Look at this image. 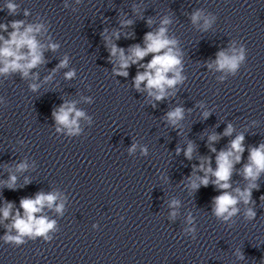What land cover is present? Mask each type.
I'll use <instances>...</instances> for the list:
<instances>
[{"label": "clouds", "instance_id": "obj_1", "mask_svg": "<svg viewBox=\"0 0 264 264\" xmlns=\"http://www.w3.org/2000/svg\"><path fill=\"white\" fill-rule=\"evenodd\" d=\"M17 5L14 3H8L7 9L9 13L14 14L16 12ZM27 14V13H26ZM201 19V13L197 12L192 16V22L196 23ZM128 23H131L129 21ZM151 23V21H149ZM170 23L168 18L161 21L162 25H167ZM205 26L210 25L211 20L204 18ZM24 21L16 20L11 21L10 26L13 29L9 33L10 38L4 41V46L0 47V62L3 63V67L0 68V73H8L9 71H20L23 76H28L29 70L35 68L37 65L41 64L42 53L41 45L36 40L33 33L40 32L42 25H29L21 31ZM9 24H0V28L7 31ZM166 27L161 26L158 32H148L145 35V47L141 48L139 45L133 46L131 51V56L125 57L124 50L118 49L116 45L112 46L111 55L115 56L117 51L120 53V71L118 75L127 76L126 71L131 64H136L142 61L150 53L154 54L152 59L146 64L141 65L145 70L143 72H137L134 80L135 87L139 90L141 83L146 81V88L149 90V95L154 96L155 100H163L166 96V89L174 87L177 83L182 82L184 77L180 74L179 65L181 60L179 59V53L173 50L172 45L176 43L175 40H170L166 36ZM27 48V53H22L21 49ZM49 47L55 50L58 46L55 44H50ZM163 50V51H162ZM235 52V50H233ZM244 60L243 50L239 54H234L232 56L226 55L223 51L218 53V58L216 64L219 69H225L235 72L239 67V64ZM21 61H25L21 63ZM67 65V58L61 61L59 67H64ZM172 74L169 76V74ZM74 72L70 71L66 73V78H72ZM35 89V85L32 86ZM154 90V91H153ZM184 109L181 107L175 108L173 111L167 113L168 120L175 125L177 121L183 118ZM75 114L72 116V114ZM207 115V113H205ZM56 122L60 125L68 128L70 134L79 133L80 129L77 124V119L84 116V113L77 111L73 104L66 103L61 105L59 110L53 113ZM60 129H57L59 131ZM232 131L231 125L225 131V135H230ZM210 139L215 140L216 137L213 136ZM243 135L237 136L231 142V147L228 151H221L216 157L217 168L215 171L209 166L207 169L203 165H200L202 171L211 172L215 177L212 181L214 185L220 190H224L220 195L214 198V214L217 218H221L224 221H228L233 217L239 209L236 207L239 201H243L245 204L251 202L252 189L258 187L255 183L250 184V186L243 191L236 189L238 196H233L230 192L226 191L231 187L229 180L232 176L234 160L239 162L241 156L239 154L244 152L243 148ZM135 145L132 146L130 151L135 150ZM192 146L189 145L185 151V156L191 159ZM146 152V149L144 150ZM179 152V149H177ZM215 151V149H213ZM234 157V160H233ZM250 163L244 167V177L245 179H250L251 181H256L259 178L261 172H264V144L259 145L256 148H252L249 153ZM26 165H20L19 168L23 169ZM10 183L7 185L12 188L15 184L16 177H10ZM209 184V179L207 174L199 179V184L193 182L191 187L193 189H198L201 185L207 187ZM57 196L55 194H44L38 193L34 199L24 198L20 200V207L23 209L24 216L21 217L19 211H17L14 222L11 227L17 230V235H7L6 241L14 242L17 245L23 244L25 241L23 237L28 236H44L46 240H51V237L47 236V233L54 229L55 221H49L46 217L41 216L36 218L35 214L42 211L43 207L47 205L51 208L56 201ZM178 201H173L172 206H176ZM13 208L12 203H6L3 209H0L2 216L7 219L10 216L11 210ZM63 210V204L56 206V211L61 212ZM175 216V212L172 213ZM249 219H254L256 213L253 209L249 208L246 213ZM194 231V229H190ZM241 258L242 257V254Z\"/></svg>", "mask_w": 264, "mask_h": 264}]
</instances>
